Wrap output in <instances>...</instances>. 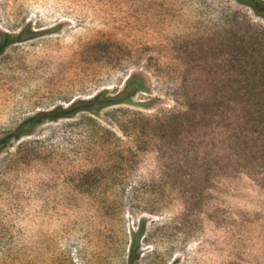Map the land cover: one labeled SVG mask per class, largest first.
<instances>
[{
	"label": "rangeland",
	"instance_id": "rangeland-1",
	"mask_svg": "<svg viewBox=\"0 0 264 264\" xmlns=\"http://www.w3.org/2000/svg\"><path fill=\"white\" fill-rule=\"evenodd\" d=\"M3 33L20 38L0 54V139L130 74L147 90L3 146L0 264H264V133L245 114L229 148L225 116L264 90L263 17L238 0H0Z\"/></svg>",
	"mask_w": 264,
	"mask_h": 264
},
{
	"label": "trees",
	"instance_id": "trees-1",
	"mask_svg": "<svg viewBox=\"0 0 264 264\" xmlns=\"http://www.w3.org/2000/svg\"><path fill=\"white\" fill-rule=\"evenodd\" d=\"M239 2L250 6L258 15L264 18V0H238ZM20 35H12L9 33H3L0 38V54L3 53L6 48L17 39ZM147 90L144 78L137 74H130L123 87L115 94H109L108 89H103L88 99H74L67 106H58L49 111H40L34 115L28 117L22 122L16 131L6 135L0 139V150L5 144H7L12 138H19L30 132L28 126H34L45 120H55L57 118H71L80 111H88L90 113H98L101 109L116 105V104H131L133 103V97L138 93ZM257 92L246 91L245 93H239L240 100H236L234 111L230 115H226L229 119L227 124V136L226 140L229 148L236 147L242 142L244 135V129L239 128V125L243 124L245 114L250 116V119L255 125L261 126V132L264 133V90ZM239 101V103H238ZM244 103L243 107L239 104ZM244 109L246 110L243 113ZM231 116V117H230ZM233 118V119H231Z\"/></svg>",
	"mask_w": 264,
	"mask_h": 264
}]
</instances>
